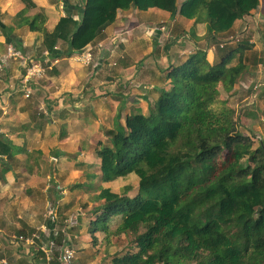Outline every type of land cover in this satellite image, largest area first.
I'll use <instances>...</instances> for the list:
<instances>
[{"label":"trees","instance_id":"1","mask_svg":"<svg viewBox=\"0 0 264 264\" xmlns=\"http://www.w3.org/2000/svg\"><path fill=\"white\" fill-rule=\"evenodd\" d=\"M21 1L19 15L35 7L31 0ZM259 3L83 0L78 18L61 17L52 31L42 33V44L56 54L61 40L63 53H78L102 36L118 9L131 7L204 23V37L215 42ZM26 22L42 32L45 15L37 11ZM246 48L251 45H221L213 62L198 48L169 66V84L147 113L134 108L121 123L118 110L108 143H98L97 167L104 182L135 174L138 186L132 194L129 185L122 192L101 187L88 223L94 240L98 231L104 240L134 235L135 249L113 255L112 264H264V143L254 145L253 137L239 130L235 110L219 91L220 85L231 90L248 73ZM8 148L0 141V154Z\"/></svg>","mask_w":264,"mask_h":264},{"label":"crops","instance_id":"2","mask_svg":"<svg viewBox=\"0 0 264 264\" xmlns=\"http://www.w3.org/2000/svg\"><path fill=\"white\" fill-rule=\"evenodd\" d=\"M31 1L35 7L19 15L21 0H0V141L9 145L7 153L0 154V264H60L33 258L35 253L47 258L58 233L56 220L45 221L48 182L58 185L82 173L90 166L88 157L98 166L97 149L89 148L90 141L108 139L120 108L121 123L134 108L147 113L149 101L167 87L169 66L185 58L169 51L155 56L160 36L183 23L190 26L174 31H183L177 41L185 35L194 44L208 41L204 23L171 18L157 8L144 11V21L131 7L118 9L102 36L80 52L63 53L66 44L59 40L57 53L51 54L43 47L42 33L52 31L67 13L78 18L83 0H66L68 8L64 0ZM40 10L45 15L42 32L32 31L26 19ZM86 53L91 58L83 63L80 58ZM30 61L41 63L46 71L25 96L21 78ZM74 156L86 162L77 170L69 168Z\"/></svg>","mask_w":264,"mask_h":264},{"label":"rangeland","instance_id":"3","mask_svg":"<svg viewBox=\"0 0 264 264\" xmlns=\"http://www.w3.org/2000/svg\"><path fill=\"white\" fill-rule=\"evenodd\" d=\"M138 11L139 18L141 17L140 19L145 21L147 14L143 10ZM202 16L205 17V12H202ZM165 23L164 20V25H166ZM177 26L178 29L175 30L182 29L184 26L189 27L190 24L181 23ZM174 31L173 33H166L165 36H160L158 42L154 43L153 54L155 56H164L169 51L176 54L177 57L183 55L186 58L191 52L193 53L198 49L195 47V44H197L199 49L205 50L206 59L213 62L218 60V47H221V45L234 47L239 43L251 45V48H246L243 51L248 73L246 72L229 91L220 85V99L235 110L239 130L244 134L251 135L254 145H257L260 141L264 143V0H260L258 7L244 16L236 27L226 34L219 35L215 42L202 39L194 44L189 35H185L180 41H177L175 38L176 32ZM206 42H209V47L205 46ZM183 48H185V52L181 54ZM236 61L235 58L232 63ZM151 103L149 101V105ZM145 111H148V109H145ZM103 141H97L96 143L95 139L91 140L89 148L97 149L98 143H108L109 137ZM83 157L87 159L86 156ZM71 158H74L69 159V168L72 170H75L79 163H86L84 158H82L83 161L78 156ZM88 159L92 163L90 162V166L86 170L82 173L72 174L65 181H59L60 186L52 179L51 182H48L45 221L49 218L47 212L50 206L55 207V223L58 233L54 237L55 239L50 245L51 249L49 248L46 256L49 260H46L47 258H44V255L40 256L39 253L34 254V259L42 258L44 259L43 262L60 263L57 257L60 256L64 247H70L74 251L73 264H112L113 255L135 249L133 234L114 235L110 239L104 240L103 233L98 231L95 233L96 239L94 240L88 233V223L92 216L89 211L100 203L96 195L101 187L110 186L114 191L122 192L123 187L129 185L132 194L138 186L137 176L129 174L124 178L104 182L99 173V168L95 164L97 160L91 157H88ZM82 168L85 167H81L80 171ZM75 183L79 185L71 188L70 186ZM53 185L55 188L49 190ZM60 201H63L61 205Z\"/></svg>","mask_w":264,"mask_h":264},{"label":"built area","instance_id":"4","mask_svg":"<svg viewBox=\"0 0 264 264\" xmlns=\"http://www.w3.org/2000/svg\"><path fill=\"white\" fill-rule=\"evenodd\" d=\"M90 58V54L86 53L82 58H80V60L83 63H88L90 61ZM45 71V67L37 61H30L28 63L25 69V74L23 78H21L25 96H29V94L31 93V84L38 78L43 77L45 75ZM55 210V207L50 206V209L47 212L51 222H54L56 220ZM19 238H22V236H20ZM73 255L74 251L70 247H64L60 256H58L57 258L61 264H73V260L75 258Z\"/></svg>","mask_w":264,"mask_h":264}]
</instances>
